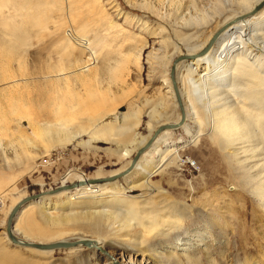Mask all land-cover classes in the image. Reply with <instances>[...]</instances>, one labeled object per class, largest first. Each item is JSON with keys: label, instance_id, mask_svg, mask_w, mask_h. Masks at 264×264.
I'll return each mask as SVG.
<instances>
[{"label": "rangeland", "instance_id": "rangeland-1", "mask_svg": "<svg viewBox=\"0 0 264 264\" xmlns=\"http://www.w3.org/2000/svg\"><path fill=\"white\" fill-rule=\"evenodd\" d=\"M22 1L8 0V5L3 8V16H0L4 19L16 15V19L13 18L15 22L22 20L21 25L18 24L23 28L14 32L18 33L17 39L21 36L24 41L19 45L20 52H16L14 57L0 55V264H105V254L98 250L94 253L88 245L44 252L14 244L6 236L11 208L23 197L55 188L62 183L72 184L79 174L93 178L97 174L108 175L126 166L135 151L130 158H123L119 150L125 145L135 147L130 143L131 139L136 136L137 140H141L149 136L154 123L166 116L173 120L178 114L179 109L169 100L168 89L163 83V75L171 68L177 50L181 49L183 53L188 51L186 42L178 38L175 32L182 30L191 34L194 31L191 42H200L207 34L204 31L212 30L223 16L233 14L239 8L240 0H133L136 5L128 0H30V5L16 10L14 6ZM36 1L41 4L32 6ZM21 16H24L25 21ZM142 21L147 22L146 29ZM117 30H122V34L114 40L112 35ZM7 31L12 32L0 25L1 33ZM78 32L91 39L96 35L94 41L99 40L100 45L107 42L106 47L101 46L102 51L105 50L101 55L107 56L105 62L100 60L102 66L99 75L90 72L91 76H86L87 70L85 74H80L85 72L82 70L88 63H83V60L88 54L86 51L80 53L79 50L71 54L70 48L66 46L69 44L67 36ZM123 37L138 40L135 51L147 41L140 61L131 64L129 76H125L124 82L121 81L123 77L116 79L108 67L110 58L120 55L118 51L122 47V51L127 49V45H119ZM76 58L80 60L74 64L73 59ZM58 59L67 63L65 70L69 69L62 71V77L77 73V70L80 76L85 75L76 81V88L73 89L75 94L65 93L64 89H60V92L63 95H89L87 89L91 86V89L96 90L99 83L98 95H110L106 96L108 111H103L102 106L98 107L97 112H92L93 116L91 112L82 111L80 118H84L78 120L79 115L70 116L69 121L72 123L69 122L67 127L59 129L54 126L50 128L52 133L46 128L43 135L37 136L27 121L18 125L15 119H18L17 113L21 111L45 121L47 114L44 112H48V108L43 109L39 99L41 94L61 95L58 92L60 87L50 79V76L56 77L50 75L54 71L49 72V77L45 72L51 70V61L54 64ZM7 67L9 69L5 73ZM41 68L45 75L40 78L43 81L36 77L42 74L38 72ZM30 72L33 76L28 74ZM88 76L92 79L87 84L84 78ZM82 82L86 85H82ZM41 85H46L43 86L45 89ZM51 89L57 91L52 90L51 94ZM146 99H151V103L148 104ZM20 100L28 104L27 109ZM13 105H17L16 114L10 111ZM163 106L167 109L163 110ZM154 107L155 111L148 113ZM124 112H133L134 115L126 122L123 119ZM88 117H96L95 129L87 120ZM50 119L53 120L52 116ZM195 120L188 121L193 131L197 135L201 134L195 142H188L191 137L183 129L170 130L162 137L158 145L162 149L179 141H183L185 146L168 155L174 163L151 178L150 182L154 186L150 188L143 184L127 191L128 195L141 196L139 200L142 201L138 203H144L151 209H160L163 216L167 213L166 222L155 227L150 226L151 223L144 226L139 219H131L128 227L115 225L109 229L104 223L99 227H67V233L64 231L62 237H101L112 243L109 249H116L123 256H130L136 261L149 259V264H264V201L254 191L258 180L249 178L254 174L251 163L238 165L230 162L226 156L228 149L221 150L220 144L213 141L212 136L206 134ZM84 123L86 125L82 127ZM79 131L82 133L73 137ZM53 136L55 139H52ZM21 138L24 141H20ZM151 157L158 159L159 155L153 151ZM145 174L136 173L133 177L141 179ZM21 227L26 228L25 225ZM16 236L21 238L25 234L17 230Z\"/></svg>", "mask_w": 264, "mask_h": 264}, {"label": "bare ground", "instance_id": "bare-ground-1", "mask_svg": "<svg viewBox=\"0 0 264 264\" xmlns=\"http://www.w3.org/2000/svg\"><path fill=\"white\" fill-rule=\"evenodd\" d=\"M128 1L132 4L135 3V0ZM239 2V8L235 10L233 14L223 16L222 19L220 18L221 21H216L218 24L216 23L214 25L215 27L212 26V30L204 31L207 32V34L200 42H191L194 31H191V34L182 32V30L175 32L176 36H179L178 38L186 42L188 51L183 53L181 52V49L177 50L178 54L174 57L171 68L165 73V75H163V83L166 84L168 89L166 91L169 94V100L179 109L177 116L174 119L172 118L173 120L168 116L162 120H158L152 126L151 134L147 137H143L141 140H137V137L133 136L134 138L132 137L133 139H131L130 143L135 145V147L130 148L128 145H125L119 150L123 158H130L133 151H135L134 157L130 158V162L121 169L111 171L108 175L97 174L93 178H87L86 176L79 174L75 182L67 184V186L60 191L50 192V189L41 191L37 198L31 199L24 205L22 204L14 217L15 223L11 230L16 237L14 240L15 242L10 238L8 230L6 229V236L8 239L10 238L14 244L24 247H28L26 245L28 241H38L35 243H49L52 241L53 243L54 241H70L75 239L77 244L72 246V248L88 245L87 247L91 248L94 253H96L95 250L101 251L105 254V264H149V259L136 261L135 259L130 258V256H123L122 252H118L116 249H109V246L112 245V243L103 240L101 237L91 238L76 236L75 238H64L62 236L67 233L66 231L68 228L71 229L79 226L84 228L92 226L99 227L101 226V223H104L107 228L112 229L115 225L120 227L127 226L130 224L131 219H139L144 226H148L149 223H151L150 226L155 227L166 222V220H168L167 213L163 216V213L159 211L160 209H151L144 203H138L141 196L128 195L127 191H131L137 186L143 184L151 188V186H154L150 182L151 178L160 171H164L170 165H173L174 161L169 159L168 155L181 150L185 146V143L179 141L177 144H168L165 149L160 148L158 145L162 141V137L168 134L170 130H185L191 137L190 141H188L189 143L197 140L198 135L201 134L197 135V133L193 131V128L188 124V121L194 118L196 119L195 121H198L196 124H199L198 126L200 127L202 126L206 131V134H210L212 140L217 141L220 144L221 150L228 149L229 152L226 156L230 162H235L238 165L244 162L251 163L250 167L254 170V174L250 175L249 178L250 180H258L259 183L257 186L255 185L254 191L258 196L260 195L264 201V0H240ZM38 4H41L40 1H36L31 5ZM7 5L8 0H0V16H3V8ZM27 5H30V0H23L14 7H16V10H19ZM116 7L119 8L118 6ZM21 17L24 18V16ZM13 18L16 19V15L10 17L6 16L4 19H2V17L0 18V25L5 26L6 29L12 31H7L8 33L0 32V55L9 54L11 57H14L16 52H20L19 45L24 43L22 40L23 38L21 39L20 36L17 39L16 36L18 33L16 34L14 32L22 27H19L22 20L15 22ZM23 21H25V18ZM205 21L203 22L205 23ZM142 23L144 26L147 25L146 21H142ZM197 26L198 24L196 27ZM196 27H194V29ZM85 30H87V28ZM21 31L22 29L19 32L21 33ZM200 32L202 33V31ZM200 32L197 34H200ZM78 34H69V36H67L69 37V40L66 38V41H68L69 44L66 46L67 48H70V51L72 52L71 54L76 50H79L80 53L86 51V55L88 54L86 59L83 60V63H88L84 65L85 69L82 70L85 72H81L80 74H85L87 70V72H89L86 76L90 75V72L99 75L102 66L100 60L105 62L107 56V54H104V56L101 55V52L105 51H102V47L104 45L106 47L107 42H103L104 44L102 43L100 45L98 42L99 40L94 41L97 39L96 35L94 39H91L88 35L81 36ZM121 34L122 30L115 31V34L112 35L113 39L117 40ZM70 39H74V42ZM195 39L192 40L194 41ZM137 42L138 40L135 41L134 38L123 37L120 44L118 43L120 46L124 45V47L127 45V49L124 48L126 50L122 51L123 47L121 46V48L119 46L123 53L119 50L118 52L121 53L120 55L110 58V65L108 67H110L111 74H113L116 79H122L123 77V80L121 81L124 82L126 80L125 76L130 73L131 64L140 61L143 47L147 41L145 40L143 42L144 45L142 44V47H140L138 51H135V48L137 49V45H139ZM173 44L176 46V43ZM176 48L178 49L179 46L177 45ZM114 50V53L116 54V49L113 48V51ZM17 55L19 56V54ZM59 59L54 61V64L51 61L52 64H49L51 70L48 69L50 71L45 72L48 73V77L50 74L49 72L51 71L54 72L50 75L56 77L59 76L57 78L50 76V79L54 80L53 82L55 85L57 84L60 87L58 92H60V89H64V91H62L65 93H74L73 89L76 88V81L79 77L81 79L82 77H85V75H81V77L77 70V73H70L71 75L67 74L68 76H65L66 74L64 73L65 77H62V71L64 72L69 69L65 70L68 66L67 63H65L63 59ZM48 60L50 59L48 58ZM79 60L77 58L73 59V63L76 64ZM69 66H71V64ZM8 69L9 67H7L4 72L6 73V70ZM43 70L41 68V72L38 71L40 74L42 73L41 75L39 74L40 76H36L39 80L40 78H44ZM31 72L28 74L33 76V73ZM14 76L17 75L14 74ZM48 77L47 79H49ZM94 78L95 77H93V79ZM50 79L47 81L49 82ZM84 79L87 83L92 77L88 76ZM84 79H82L83 82ZM40 81H43V79ZM83 82L82 85L85 86L86 83L83 84ZM100 83H102V81ZM33 84H35V81ZM91 85L94 87L93 84ZM115 85H118V83ZM43 86L45 87L46 85ZM52 86L53 88H56L54 85ZM97 88L96 90L95 88L91 89L90 86V89H87L89 95H65V93L63 95L62 92H60L61 95H49V93L48 95L41 94L42 96L40 95V99L39 97L38 99L41 101V105H43L42 108H48V112H44L47 114L45 121L33 118L31 115L24 114L21 111V113H17V105H13L10 111L11 113L19 114L18 119H15L18 125L27 121L33 132H35L37 136H41L44 134L43 131L46 128L48 132H50V128L54 126L60 129L62 126L67 127L70 125L68 124L71 122L69 121L70 116L79 115L77 118L78 120L84 118H80L82 111L86 110L91 112L93 116V113L97 112L98 107L102 106V110L107 112L109 105L107 104L108 102L106 103L108 99L106 96L108 95L105 93V95L99 96L100 92L98 93V91L100 90H97ZM56 89H51V94L52 90L57 91ZM122 90L125 91V89ZM55 91H53V93H55ZM103 92L104 91L101 93L104 94ZM9 101H11V98ZM20 101L22 102L21 105L26 106L27 109L28 104L23 100ZM146 101L150 104L152 100L146 99ZM165 105L167 106V104ZM166 106L165 108L163 106V110L167 109ZM156 107L152 109L150 108L148 113L154 112ZM83 114L85 115V112ZM133 115V112H124V121L127 122V120H130ZM50 116H52L53 120L50 119ZM94 119L87 118L89 123H92L91 126L93 128L97 121L96 117ZM85 125L86 124L84 123L82 127ZM68 129L66 130L68 131ZM62 131L63 130H61V133ZM80 133L82 132L79 131L75 133L73 137H77ZM55 136H53L52 139H55ZM93 138L96 139V137ZM20 141H24L23 138H21ZM85 143H88V141H85ZM141 150L142 153H140L135 159ZM153 151L158 153V159L150 158ZM136 173L139 175L147 174L141 179H135L133 176ZM69 175L71 176L72 174ZM127 188L128 190H126ZM56 197L60 199H56ZM25 198L26 197H23L16 202L11 208L9 217L16 206L23 203ZM22 225H25L26 228L24 229L21 227ZM17 230H22L25 236H22L21 238L16 236ZM32 234L34 236H32ZM32 239L33 241H31ZM40 250L49 252L54 249Z\"/></svg>", "mask_w": 264, "mask_h": 264}, {"label": "water", "instance_id": "water-1", "mask_svg": "<svg viewBox=\"0 0 264 264\" xmlns=\"http://www.w3.org/2000/svg\"><path fill=\"white\" fill-rule=\"evenodd\" d=\"M142 153V150L138 153V155L135 157V159L139 156V154ZM64 183H62L61 185L55 187V188H51L50 192H57L60 191L61 189L65 188ZM39 196V193L33 194L29 197H26L23 201V203H20L19 205L16 206V208L14 209V211L12 212L11 216L9 217L8 220V233L10 235V238L14 241L16 239V237L13 235L12 233V226L14 225V217L16 216L18 210L21 208L22 204H26L27 202H29L31 199H35ZM15 242V241H14ZM77 243L75 241H58V242H53V243H35V242H30L28 241L26 243V245L28 247H33V248H38V249H57V248H68V247H72L74 245H76Z\"/></svg>", "mask_w": 264, "mask_h": 264}]
</instances>
